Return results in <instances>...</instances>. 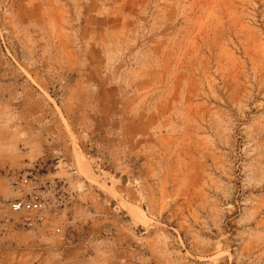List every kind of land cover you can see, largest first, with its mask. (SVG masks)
Masks as SVG:
<instances>
[{"label": "rangeland", "instance_id": "374dc122", "mask_svg": "<svg viewBox=\"0 0 264 264\" xmlns=\"http://www.w3.org/2000/svg\"><path fill=\"white\" fill-rule=\"evenodd\" d=\"M31 132L68 156L23 193L84 215L79 147L145 213L98 264H264V0H0V153Z\"/></svg>", "mask_w": 264, "mask_h": 264}, {"label": "crops", "instance_id": "0c3cea01", "mask_svg": "<svg viewBox=\"0 0 264 264\" xmlns=\"http://www.w3.org/2000/svg\"><path fill=\"white\" fill-rule=\"evenodd\" d=\"M21 125L12 123L9 131L17 127L22 129ZM31 134L37 139L31 154L27 151L5 157L0 153V253L8 254L3 258L5 261L12 264H98L101 258H97L99 253L116 252L119 244L129 250L135 238L139 235L143 237L145 223L125 209L106 189L93 183L83 192L86 202L84 215H68L62 201L59 204L44 202L45 208L41 212L14 211L11 208L14 200L37 197L23 193L20 187L27 182L38 186L44 177L39 176L38 171L34 174L31 172V176L26 175L27 179L21 178V174L10 177L6 172H16L30 164L39 169L44 158H57L56 166H59V163H65L68 156V150L62 145L60 147L53 138H49L52 142H47L45 146L43 136ZM53 141L56 142L54 145ZM16 142L20 145V141L14 139L12 146ZM74 158L76 160V156ZM83 178L80 182L86 183L87 180ZM59 180L62 185L64 178L61 176ZM128 192L124 190L119 193L134 204ZM97 235H102L103 239L99 236L97 241L94 238ZM89 251L94 256L87 258Z\"/></svg>", "mask_w": 264, "mask_h": 264}, {"label": "bare ground", "instance_id": "6f19581e", "mask_svg": "<svg viewBox=\"0 0 264 264\" xmlns=\"http://www.w3.org/2000/svg\"><path fill=\"white\" fill-rule=\"evenodd\" d=\"M76 158H77V167L78 170L80 172V174L82 175V177H84L85 179H87L88 181L99 185L100 187H104L110 194H112L114 196V198H116L125 209L129 210L135 217L140 218V219H145L146 215L143 212V210L124 200L123 198H121V196L115 192L114 190L111 189L110 186H108L92 169V166L90 165L88 159L86 158L85 154L82 152V150L78 147V149L76 150Z\"/></svg>", "mask_w": 264, "mask_h": 264}, {"label": "built area", "instance_id": "2783aa9c", "mask_svg": "<svg viewBox=\"0 0 264 264\" xmlns=\"http://www.w3.org/2000/svg\"><path fill=\"white\" fill-rule=\"evenodd\" d=\"M11 208L17 212H41L45 208L44 201L38 197H22L11 203Z\"/></svg>", "mask_w": 264, "mask_h": 264}]
</instances>
